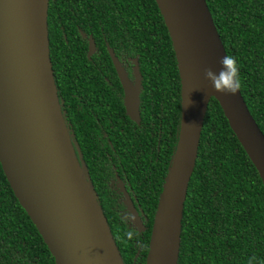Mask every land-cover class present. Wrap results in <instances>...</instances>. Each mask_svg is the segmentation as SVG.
<instances>
[{
    "label": "trees",
    "instance_id": "obj_1",
    "mask_svg": "<svg viewBox=\"0 0 264 264\" xmlns=\"http://www.w3.org/2000/svg\"><path fill=\"white\" fill-rule=\"evenodd\" d=\"M226 55L237 61L240 92L264 134V0H205ZM77 28L97 33L109 60L111 48L125 47L138 57L144 79L142 109L169 122L159 152L146 153L145 176L136 180L137 200L147 218L142 243H133L129 229L110 209L108 168L101 164L100 148L75 134L81 163L88 172L124 264H145L147 240L159 195L176 146L180 121V83L171 41L154 0H50L49 50L60 97L74 103L79 64L69 60L78 48ZM66 37V42L64 40ZM60 102V98H59ZM74 107V106H72ZM177 264H247L255 255L264 260V189L261 180L232 133L218 103L209 102L200 135L195 168L183 209ZM0 264H55L42 238L18 204L0 167Z\"/></svg>",
    "mask_w": 264,
    "mask_h": 264
},
{
    "label": "water",
    "instance_id": "obj_2",
    "mask_svg": "<svg viewBox=\"0 0 264 264\" xmlns=\"http://www.w3.org/2000/svg\"><path fill=\"white\" fill-rule=\"evenodd\" d=\"M154 1L175 55L181 111L145 264H177L184 203L210 100L218 103L263 189L264 134L240 90L217 92L204 77L205 68L218 73L226 56L206 1ZM48 6L49 0H0V167L55 264H124L61 111L50 59ZM109 53L125 91L127 114L137 120L138 67L133 86Z\"/></svg>",
    "mask_w": 264,
    "mask_h": 264
},
{
    "label": "flooded vegetation",
    "instance_id": "obj_3",
    "mask_svg": "<svg viewBox=\"0 0 264 264\" xmlns=\"http://www.w3.org/2000/svg\"><path fill=\"white\" fill-rule=\"evenodd\" d=\"M64 40L66 42L65 36ZM74 40L79 42L80 45L78 48L71 50L76 58L69 54V60L76 62V65L79 64L77 72L79 80L75 88V94L72 95L74 97L73 104L65 96L60 97L57 89L61 111L80 162L83 158L80 157L81 149L75 129L80 134L84 131L88 132L83 137H86V140H92L90 144L93 147L98 146L100 148L99 159H102L101 164L103 168L107 167L109 169L101 176L108 175V189L114 191V195L110 199L115 203L110 206V209L118 214L122 224V213L126 211L132 214L137 213L134 224L124 223L128 229L130 227L136 228V234L133 236L135 238L133 243L136 245L139 241L142 243L144 240L143 234L147 231V218L144 215V209L137 200L139 189L145 188V179L141 180V185L136 180V176H145L147 163L152 164V160L146 158V153L148 149L150 155L154 154L153 150L155 149L156 152H159L169 122L163 120L164 123L162 124L158 117L143 112L141 95L144 89V79L137 56H129V53L124 50L125 47L122 46L111 48L104 40L109 58L107 60V57L101 51L100 39L97 33L94 32L93 34L81 28H77ZM109 50L112 51L128 82L133 86L136 84L134 69L138 67L139 113L137 120L130 118L127 114L124 105L125 91ZM149 238L147 240V251ZM139 252L140 249L137 250L131 264H136L135 259L138 258Z\"/></svg>",
    "mask_w": 264,
    "mask_h": 264
},
{
    "label": "clouds",
    "instance_id": "obj_4",
    "mask_svg": "<svg viewBox=\"0 0 264 264\" xmlns=\"http://www.w3.org/2000/svg\"><path fill=\"white\" fill-rule=\"evenodd\" d=\"M220 64L222 67L218 73L213 72L211 68H205L204 77L211 82L215 91L225 94H235L241 87L237 61L233 56L226 55L221 58ZM121 220L125 224H134L136 216L126 211L122 213ZM135 234L136 228L130 227L129 230L124 233V236L130 240ZM247 264H264V260H260L253 255L247 260Z\"/></svg>",
    "mask_w": 264,
    "mask_h": 264
}]
</instances>
